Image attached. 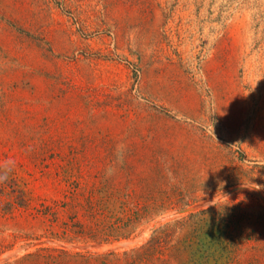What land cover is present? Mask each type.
I'll return each mask as SVG.
<instances>
[{"label":"rangeland","instance_id":"374dc122","mask_svg":"<svg viewBox=\"0 0 264 264\" xmlns=\"http://www.w3.org/2000/svg\"><path fill=\"white\" fill-rule=\"evenodd\" d=\"M0 177V264H264V0H0Z\"/></svg>","mask_w":264,"mask_h":264},{"label":"trees","instance_id":"16d2710c","mask_svg":"<svg viewBox=\"0 0 264 264\" xmlns=\"http://www.w3.org/2000/svg\"><path fill=\"white\" fill-rule=\"evenodd\" d=\"M159 241V236H152L148 245L143 248H135L130 252H124L123 257L113 251L104 253H69L66 250H60L59 253L51 255V260L56 264H136L144 250L154 249ZM121 260L123 261L121 263ZM76 261V262H75ZM75 262V263H74Z\"/></svg>","mask_w":264,"mask_h":264},{"label":"clouds","instance_id":"9594fccd","mask_svg":"<svg viewBox=\"0 0 264 264\" xmlns=\"http://www.w3.org/2000/svg\"><path fill=\"white\" fill-rule=\"evenodd\" d=\"M6 177H0V182H2Z\"/></svg>","mask_w":264,"mask_h":264}]
</instances>
